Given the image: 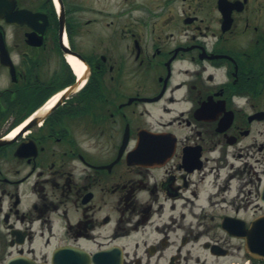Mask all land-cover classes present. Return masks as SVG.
<instances>
[{"label": "flooded vegetation", "instance_id": "obj_1", "mask_svg": "<svg viewBox=\"0 0 264 264\" xmlns=\"http://www.w3.org/2000/svg\"><path fill=\"white\" fill-rule=\"evenodd\" d=\"M0 264H264V0H0Z\"/></svg>", "mask_w": 264, "mask_h": 264}]
</instances>
